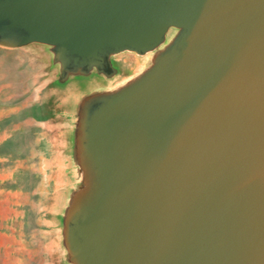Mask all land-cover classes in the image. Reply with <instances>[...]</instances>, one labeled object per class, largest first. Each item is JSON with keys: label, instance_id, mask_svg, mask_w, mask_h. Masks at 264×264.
I'll list each match as a JSON object with an SVG mask.
<instances>
[{"label": "water", "instance_id": "obj_1", "mask_svg": "<svg viewBox=\"0 0 264 264\" xmlns=\"http://www.w3.org/2000/svg\"><path fill=\"white\" fill-rule=\"evenodd\" d=\"M173 24L161 82L102 120L115 181L79 245L96 264H264V0H0V42L69 58Z\"/></svg>", "mask_w": 264, "mask_h": 264}, {"label": "rangeland", "instance_id": "obj_2", "mask_svg": "<svg viewBox=\"0 0 264 264\" xmlns=\"http://www.w3.org/2000/svg\"><path fill=\"white\" fill-rule=\"evenodd\" d=\"M186 31L170 25L145 49L106 45L98 61L0 42V264H96L78 233L115 181L102 120L158 86Z\"/></svg>", "mask_w": 264, "mask_h": 264}]
</instances>
